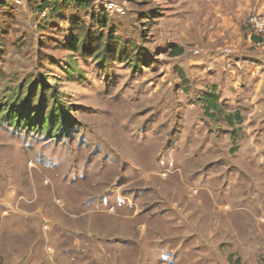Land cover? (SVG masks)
<instances>
[{
  "label": "rangeland",
  "instance_id": "rangeland-1",
  "mask_svg": "<svg viewBox=\"0 0 264 264\" xmlns=\"http://www.w3.org/2000/svg\"><path fill=\"white\" fill-rule=\"evenodd\" d=\"M77 1L0 0V264H260L264 98L217 31L264 0ZM42 86L63 126L7 118Z\"/></svg>",
  "mask_w": 264,
  "mask_h": 264
},
{
  "label": "crops",
  "instance_id": "crops-1",
  "mask_svg": "<svg viewBox=\"0 0 264 264\" xmlns=\"http://www.w3.org/2000/svg\"><path fill=\"white\" fill-rule=\"evenodd\" d=\"M246 7L244 5L241 6L240 11L235 13L234 16H229L227 17L225 14H220L221 17L218 18L221 21V24L224 25L222 26L224 28V32H219L217 33H228L227 39H225L226 44L230 43V45L227 46H233V51L234 55H230L228 57L224 58H234L233 61L235 63H232V66H237L233 67L236 72H225L224 69L223 75H227L228 79L231 80L232 78H239L241 80V83H244V79L242 76V72L238 69L241 68L239 67V63H241L242 69L249 68L252 71L251 76L247 77L248 80H245V84H251L250 82L253 83L252 85V91H253V98L252 100L257 103L260 98H264L263 95H259L262 90H264V73L261 72V64L256 62L255 59H257L258 54H259V49L255 48L254 43L256 42V38L251 36L248 28L246 25L243 23L242 28L239 27L237 22L241 18V12L244 11ZM232 19L236 21H232ZM232 22V23H231ZM217 26H220L217 24ZM227 31V32H225ZM225 37V36H224ZM210 40H212V37H210ZM208 58V57H207ZM223 58V57H222ZM221 58V60H222ZM236 74V75H234ZM236 76V77H235ZM243 80V82H242ZM10 240L12 242V238L10 237ZM16 246V245H15ZM15 262V261H14Z\"/></svg>",
  "mask_w": 264,
  "mask_h": 264
},
{
  "label": "trees",
  "instance_id": "trees-1",
  "mask_svg": "<svg viewBox=\"0 0 264 264\" xmlns=\"http://www.w3.org/2000/svg\"><path fill=\"white\" fill-rule=\"evenodd\" d=\"M46 4H51L52 1L55 0H42ZM58 1V0H56ZM65 4L69 2H73L76 5L84 6L85 4L80 3L77 0H61ZM79 2V3H78ZM105 14L107 13L105 9H101ZM257 40V39H256ZM173 51L171 52L172 57L180 56L184 53V50L182 47H177L173 46L172 47ZM207 58V57H206ZM32 90H29L27 98L22 101L23 105L22 108L18 109L11 105L10 109L8 110L7 118L8 119H14L17 121L18 124H21L22 126L26 128H31V129H36L40 131H44V128L47 127V129H54L55 126H58L60 123H58L59 119L62 122L63 126L66 122L64 121V112L63 109L60 106H56L55 104L53 105L52 110L47 114L43 110L44 104H45V95L46 91L45 89L41 88V99L39 103L37 104V107L33 109L31 106V99H32ZM216 95L215 94H210L206 97H204L203 102H204V107L209 112L212 109H216ZM237 118V124H240L242 122V118L240 117L239 113L235 114ZM46 120V125L44 124ZM58 120V121H57ZM232 123L231 120H229V124ZM60 126V125H59ZM233 260V259H231ZM232 264H242L239 258L234 259L231 261ZM264 264V260L260 263Z\"/></svg>",
  "mask_w": 264,
  "mask_h": 264
},
{
  "label": "built area",
  "instance_id": "built-area-1",
  "mask_svg": "<svg viewBox=\"0 0 264 264\" xmlns=\"http://www.w3.org/2000/svg\"><path fill=\"white\" fill-rule=\"evenodd\" d=\"M106 12L112 14L114 11L120 12L121 10L115 7H112L111 4L106 7ZM245 25L248 28L251 36L255 37L257 40L254 43L255 48L264 52V14L260 13H251L245 21ZM223 53L231 54L232 52L224 50ZM194 54H197V51H194ZM261 72L264 73V57L261 63Z\"/></svg>",
  "mask_w": 264,
  "mask_h": 264
}]
</instances>
